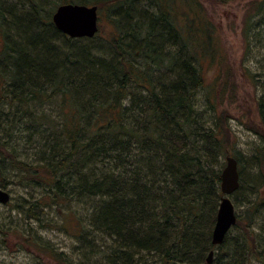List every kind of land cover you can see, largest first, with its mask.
<instances>
[{
	"label": "trees",
	"instance_id": "16d2710c",
	"mask_svg": "<svg viewBox=\"0 0 264 264\" xmlns=\"http://www.w3.org/2000/svg\"><path fill=\"white\" fill-rule=\"evenodd\" d=\"M127 1L120 4L129 6ZM154 2V15L141 10L136 16L134 7L122 13L125 29L113 40L119 55L103 61L91 54L90 44L72 46L75 40L51 23L53 11L43 14L32 0L23 21L10 23L20 34L6 36L0 52V107L15 108V125L33 126L39 120L35 107L60 101L62 118L51 133L56 141L51 147V139L40 141L46 157L32 171L43 173L55 192L60 178L67 177L66 189L99 199L89 226L91 238L104 249L90 250L85 243L88 263L82 264H98L92 260L96 256L110 264H206L210 250L215 251L212 264H264L263 186L253 201L235 205L237 222L222 245L210 242L222 196V165L210 166L209 157L225 152L196 106L204 80L195 62L213 58L211 25L198 9L180 21L166 2ZM256 11L264 13V0ZM6 12L0 3L2 18L14 15ZM124 39L127 47L120 45ZM155 67L165 73H146ZM248 78L254 81L249 73ZM259 80L264 82V74ZM204 152L209 155L201 162ZM261 157L264 149L255 157L258 163ZM238 170L236 195L244 186L239 164ZM83 231L80 224L79 234Z\"/></svg>",
	"mask_w": 264,
	"mask_h": 264
},
{
	"label": "rangeland",
	"instance_id": "374dc122",
	"mask_svg": "<svg viewBox=\"0 0 264 264\" xmlns=\"http://www.w3.org/2000/svg\"><path fill=\"white\" fill-rule=\"evenodd\" d=\"M31 1L0 0L3 13L10 10L14 14L4 15V18L0 16V52L4 44H8L6 36L20 34V29L13 31L10 23L15 22L13 18L23 21ZM65 1L72 0H36L43 14L48 9L53 11ZM154 1L157 0H131L129 6H124L120 3H125V0H86L87 5L98 7V32L90 42L75 39L72 46L90 44L93 56L103 61L113 59L119 55L113 47V40H120V34L123 35L125 29L126 20L122 18V13L134 7L136 16L141 10L149 16L154 15L157 6ZM163 1L180 21L190 9H198L211 25L213 39L210 53L214 54L213 58L206 56L195 62L204 80L195 102L208 126L214 128L223 140L225 153L209 157V164L215 169H219L221 164L223 169L226 156L235 157L239 161L244 186L238 195L235 193L230 199L234 206L253 201L260 187H264V158L261 157L259 163L255 158L264 149V82L259 80L264 74V13L256 11L263 0ZM251 17L246 39L245 27ZM126 40L120 45L127 47ZM62 43L58 42L61 47ZM1 57H6V53ZM138 61L139 58L134 62ZM146 73L157 77L165 71L155 67L153 73ZM248 73L254 76V81L248 78ZM122 105L127 106L126 103ZM59 107L62 109L60 101L35 107L32 113L43 124L37 119L33 126L26 123L15 125V108L0 107V189L10 196L6 205L0 204V264H82L88 263L83 256L85 243L90 250L94 247L104 249L99 241L91 238L92 229L89 226V216L99 199L81 198L80 194L66 189L67 177L64 180L60 178V192H55L54 187L44 181L47 179L43 173L32 171L39 167L42 157H46L40 141L44 139L47 142L45 137L51 139L50 147L56 141L51 133L59 128L62 118L59 117ZM208 153L204 152L206 159L201 162L207 161ZM236 212L238 214V209ZM261 219H257L258 225ZM80 224L84 230L81 235ZM79 235L82 239L78 238ZM106 245L112 247L111 241ZM108 255L106 251L105 256ZM78 259L81 261L78 262ZM92 260L98 264H110L106 258L98 256Z\"/></svg>",
	"mask_w": 264,
	"mask_h": 264
},
{
	"label": "water",
	"instance_id": "95a60500",
	"mask_svg": "<svg viewBox=\"0 0 264 264\" xmlns=\"http://www.w3.org/2000/svg\"><path fill=\"white\" fill-rule=\"evenodd\" d=\"M54 27L70 39H91L98 31V9L96 6L62 4L51 16ZM239 189L237 161L226 156L225 166L220 176V198L215 224L211 233V245L220 246L226 235L236 224V213L230 197ZM10 200L7 192L0 189V204L6 205ZM214 251L208 252L206 264H212Z\"/></svg>",
	"mask_w": 264,
	"mask_h": 264
}]
</instances>
